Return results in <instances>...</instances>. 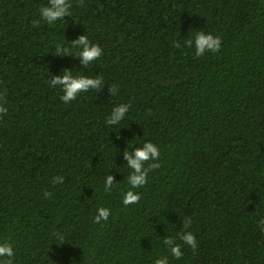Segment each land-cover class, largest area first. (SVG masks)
<instances>
[{
  "label": "trees",
  "instance_id": "16d2710c",
  "mask_svg": "<svg viewBox=\"0 0 264 264\" xmlns=\"http://www.w3.org/2000/svg\"><path fill=\"white\" fill-rule=\"evenodd\" d=\"M46 3L0 0V237L15 264H152L186 217L198 248L170 264H264V0H71L72 18L35 28ZM194 30L219 35L220 50L196 57L183 43ZM84 34L98 61L55 55ZM65 69L106 85L65 104L48 84ZM120 102L126 120L106 126ZM135 138L159 145L160 167L125 207ZM107 175L120 183L111 193ZM99 206L111 215L95 223Z\"/></svg>",
  "mask_w": 264,
  "mask_h": 264
},
{
  "label": "clouds",
  "instance_id": "9594fccd",
  "mask_svg": "<svg viewBox=\"0 0 264 264\" xmlns=\"http://www.w3.org/2000/svg\"><path fill=\"white\" fill-rule=\"evenodd\" d=\"M71 0H47L46 4H42L37 10V18L32 20V26L39 28L41 25L49 27H58L64 23L65 17L72 18ZM221 37L214 35L205 30H194L190 38L184 40V45L192 49L196 57L205 56L208 53L215 54L221 48ZM55 55L57 56H74L79 60L81 69H86L93 62L98 61L104 54L103 48L98 43H93L87 34L80 35L77 39L73 40L70 44L66 43L65 39L56 44ZM48 84L52 88H58L62 93L59 99L69 104L77 100L81 93L87 92H100L106 85L103 76L87 75L83 71L76 72L73 70L65 69L59 75L51 80ZM118 88L116 85L111 84L110 95L116 96ZM132 109L131 103H116L110 109L108 115L105 117L104 124L108 127L119 126L126 120L128 114ZM8 113L7 101L5 93L0 92V116ZM124 128V127H120ZM119 129V131H120ZM132 141L135 143H128L127 149L123 152V158L126 161L127 176L124 179L126 188L121 193V203L127 207L140 202L142 193L139 191L144 188L149 180L150 173L160 167L159 160L161 151L158 144L150 140ZM137 144L142 146L136 147ZM65 178L61 175L52 177L50 183L53 187L56 185H63ZM120 183L114 182L112 175L103 177L102 188L106 193H111L114 188H118ZM52 193L47 189L43 190V197L50 198ZM111 215V209L105 206H99L95 210L94 222L100 223L107 221ZM184 230L177 234V236L167 235L163 238L162 244L167 248L166 254H157L152 264H170L169 257L180 260L183 255V246L187 245L195 251L198 248V242L195 233L189 230L191 220L184 218L182 221ZM258 225L264 230V217L257 221ZM55 237L63 240V235L57 233ZM16 250L12 243V238L0 237V264H15Z\"/></svg>",
  "mask_w": 264,
  "mask_h": 264
}]
</instances>
